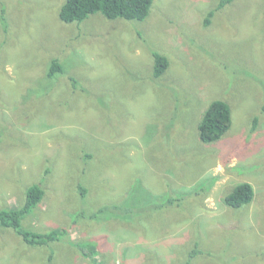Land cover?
I'll list each match as a JSON object with an SVG mask.
<instances>
[{"label":"rangeland","instance_id":"obj_1","mask_svg":"<svg viewBox=\"0 0 264 264\" xmlns=\"http://www.w3.org/2000/svg\"><path fill=\"white\" fill-rule=\"evenodd\" d=\"M63 2L0 0V210L37 184L21 230L65 231L32 248L0 228V264H264V0L211 18L218 0H153L141 22L70 25ZM53 59L64 72L48 80ZM214 99L232 126L206 145L197 120ZM244 182L252 202L228 207Z\"/></svg>","mask_w":264,"mask_h":264},{"label":"trees","instance_id":"obj_2","mask_svg":"<svg viewBox=\"0 0 264 264\" xmlns=\"http://www.w3.org/2000/svg\"><path fill=\"white\" fill-rule=\"evenodd\" d=\"M231 2L232 0H218L217 7L208 12L207 16L211 18L217 11ZM152 4L153 0H64L58 13V19L65 25L81 24L90 16L101 14L109 21L119 19L141 22L148 17ZM209 18H206L205 25L210 23ZM1 20L5 22L3 18ZM4 26H6L5 23ZM151 53L154 62L152 76L155 79H160L166 73L169 61L166 56L156 51ZM63 72V66L59 60L53 59L48 66L46 78L53 80L57 75H62ZM71 81L74 89L85 91L77 80L71 78ZM207 105L197 120V131L200 142L210 145L221 141L230 130L232 126V110L229 104L223 100L214 99L208 102ZM78 192L81 197H84L85 190L82 187H79ZM183 195L184 193L168 199L163 203V207L182 201ZM43 196L44 190L41 186L37 184L28 186L24 194L25 201L21 206L16 209L5 208L0 210V228L12 230L21 237L26 245L32 248H43L60 242L65 232L64 230H52L48 233L21 230L23 219L41 203ZM253 198V187L249 183L244 182L232 187L225 195L224 202L232 209H241L249 205ZM119 219L127 222H132L133 220L127 214L124 217H118L117 220ZM81 247L84 248L83 246ZM87 252H85V257L90 258Z\"/></svg>","mask_w":264,"mask_h":264}]
</instances>
